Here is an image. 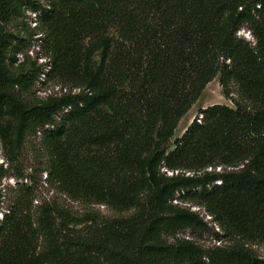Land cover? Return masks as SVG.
<instances>
[{"label":"trees","instance_id":"16d2710c","mask_svg":"<svg viewBox=\"0 0 264 264\" xmlns=\"http://www.w3.org/2000/svg\"><path fill=\"white\" fill-rule=\"evenodd\" d=\"M48 6L0 0V182L39 133L47 183L74 202L130 213L54 224L20 200L0 221V264H264L247 247L264 243V0ZM27 13L37 29L23 28ZM245 27L253 41L238 36ZM217 77L234 107L202 110L172 142ZM54 81L69 91L36 96ZM178 202L203 208L221 245L178 238L210 231Z\"/></svg>","mask_w":264,"mask_h":264},{"label":"rangeland","instance_id":"374dc122","mask_svg":"<svg viewBox=\"0 0 264 264\" xmlns=\"http://www.w3.org/2000/svg\"><path fill=\"white\" fill-rule=\"evenodd\" d=\"M39 1L42 2L45 0ZM26 18L27 26L24 25V29H28L27 27L31 30L38 28V26H35L34 24L33 15L27 13ZM13 28L14 27H9L8 30L10 32H14ZM238 36L245 40L253 41L250 31L246 27L238 33ZM40 38H42L41 35H35L34 41L31 42L29 48V56H31L33 60L40 57ZM19 58L21 59V57ZM39 64L45 65L46 62L44 60H39ZM35 92L38 98L61 96L62 94H65L62 86L57 85L55 81L50 83L46 82L45 85L37 84ZM233 99H237L236 94H233ZM213 105H226L231 108L234 107V104L224 97L222 88L219 84V77L213 80V82L206 87L202 96L194 104L191 111L181 120L176 131L177 138H181L192 121L199 118L202 110ZM44 155L45 154L42 149V137L39 133L28 137L24 141V146L20 151L17 167L10 171V173L0 182V221L2 220V216L10 211L17 202H20V200L25 204L24 210L36 220H39L44 211L53 214L54 217L51 218V221L54 222V224L63 222L64 225H67L71 222L83 221L86 217L91 216L103 219H114L116 217H120L121 215H128L130 213L118 214L105 206L84 205L74 202L66 195L58 192L54 187L46 182L47 173L44 169L46 166V159ZM4 161V152L0 143V165L3 164ZM217 171H219V169ZM26 189L29 193L26 197H24L23 194H25L24 190ZM179 204L199 213L200 217L208 223L210 231L205 233L198 232L194 234L189 231L180 232L177 235L178 238H190L204 249L221 245L222 241L218 243L216 238L213 236L214 231L220 232V230L203 208H199L190 202H181ZM54 218L56 221H54ZM247 247L255 257L264 260V243L253 244Z\"/></svg>","mask_w":264,"mask_h":264},{"label":"built area","instance_id":"2783aa9c","mask_svg":"<svg viewBox=\"0 0 264 264\" xmlns=\"http://www.w3.org/2000/svg\"><path fill=\"white\" fill-rule=\"evenodd\" d=\"M49 1H50V0H45V1H42V2L40 1V2L43 4V6H45V7H49V6H48ZM30 15H33V18H34V24H35V26H37L38 23H37V16H36V14L30 13ZM39 60H43V59H39ZM44 61H45V60H44ZM45 80H46L45 75H42L41 78H40V81L44 82ZM62 89H63V91H64L65 93L68 92V89H67V88H62ZM79 92H80V90H74V91H73V93H79ZM201 118H202V116H199V118H198V122H200ZM175 203H177V202H175Z\"/></svg>","mask_w":264,"mask_h":264},{"label":"water","instance_id":"95a60500","mask_svg":"<svg viewBox=\"0 0 264 264\" xmlns=\"http://www.w3.org/2000/svg\"><path fill=\"white\" fill-rule=\"evenodd\" d=\"M97 58H98V57H97ZM176 139H177V135L175 134L174 137H173V139H172V142H175Z\"/></svg>","mask_w":264,"mask_h":264}]
</instances>
